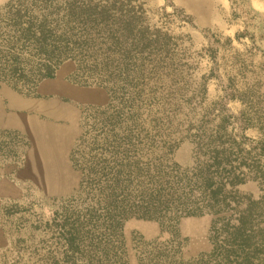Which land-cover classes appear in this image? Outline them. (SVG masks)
<instances>
[{"label":"rangeland","instance_id":"1","mask_svg":"<svg viewBox=\"0 0 264 264\" xmlns=\"http://www.w3.org/2000/svg\"><path fill=\"white\" fill-rule=\"evenodd\" d=\"M232 1L235 12L192 1L194 27L164 0H0V91L41 100L22 126L0 128V264H86L64 258L63 225L86 223L77 237L92 255L104 207H138L154 185L197 194L209 145L224 219L180 218L178 245L131 216L110 263L138 264L142 247L190 263L219 240L217 258L264 264V55L243 35L251 23L264 47V0ZM249 204L262 230L231 234Z\"/></svg>","mask_w":264,"mask_h":264},{"label":"trees","instance_id":"2","mask_svg":"<svg viewBox=\"0 0 264 264\" xmlns=\"http://www.w3.org/2000/svg\"><path fill=\"white\" fill-rule=\"evenodd\" d=\"M229 1L232 12H235L234 2L232 0ZM164 3L174 11L179 10L184 16V19H186L187 22H190L189 24L192 23L194 27L196 26L193 18L186 14L183 9L178 8L173 0H164ZM14 18L18 19L17 16ZM253 19L254 16H250V22ZM243 35L248 38L251 47L264 55V47L261 44L262 35L259 34L255 27L253 28V26H251V23L250 28L247 24L244 25ZM47 70L46 76H50V72L52 71L50 68ZM206 150L207 152L210 150V155L208 156L210 164L204 165L206 167L204 172H202L200 176H196V180L200 185L197 189V194H194L193 191L189 189L187 192L175 196L177 191L173 193L171 189H163L161 186L154 185L151 188H144L140 191L141 196L139 199L140 201L138 202V207L131 204L128 207H125V211L121 212H117L113 209L110 210L107 206L104 207L105 219L100 225L92 223L93 225L91 227L94 232L101 230V233H99L101 238L100 240H97L96 238V246L92 245L91 247L92 255L87 257L84 256V251L81 247L82 243L80 242H82V237L80 236L79 239L77 237L82 234V230L85 229L86 223H78L77 227H72L73 229H67L65 225H63L61 227V236L63 237L66 246V250L62 253L64 258L68 259L67 254H71L73 262L78 260L80 262L83 261L84 263L86 261V264H111L110 262L112 261V258L116 256L115 249H125L126 238L124 237L122 229L123 224L130 219L131 216L157 222L161 228V232L168 233L171 237V241L175 238L178 245H180V241L177 239L180 237L177 226L180 218L212 215L216 218H214V221L224 219L217 218V216L219 217L221 214V210L216 208L217 204L220 202L219 199L222 198L221 189L224 186L219 179L218 181L216 180L219 175L218 168L221 164V159L219 158L220 152L217 150V147H211L210 145L206 147ZM205 154L206 153H203L201 155L200 161L206 159ZM200 164L201 166L203 165L202 162H200ZM228 184L231 188L236 186V183L233 181H230ZM137 212H140L141 215H137ZM235 220L236 225L233 226L231 234L235 233L236 235L240 234L243 237H248L249 234H253L254 230H262L261 223L251 225L250 227V204L239 211V215ZM212 231L213 233H216L214 227L210 229V232ZM120 243L121 247H119ZM218 243L222 244L223 241L216 240V242L213 243L212 251L207 255L205 254L207 259L201 254L197 259L190 260V263L180 261L179 264H221L222 262L224 264H234L236 261L230 259V251L227 252L228 254L225 257H216L218 251L222 249V245H218ZM98 245H101L102 249L99 250L97 247ZM140 252L142 259L138 264H174L161 259L162 255L160 254L162 253L147 252L143 247L140 249Z\"/></svg>","mask_w":264,"mask_h":264},{"label":"crops","instance_id":"3","mask_svg":"<svg viewBox=\"0 0 264 264\" xmlns=\"http://www.w3.org/2000/svg\"><path fill=\"white\" fill-rule=\"evenodd\" d=\"M192 1L196 2V0H186V4H184L183 6L175 3V1L173 2L175 5H177V7L182 8L186 14L191 16L196 24L202 25L199 21L200 16L197 15L201 5L199 4L197 6H194L195 3ZM192 3L194 5H192ZM258 12L261 11L258 10ZM262 14H264L263 11ZM40 101L41 100H32L20 95L18 96L13 91H0V128H18V126H22L25 117L30 114L32 108H38V110L36 109V111H40ZM45 108L46 105L44 107V110ZM16 121L19 124L18 126L16 124Z\"/></svg>","mask_w":264,"mask_h":264}]
</instances>
